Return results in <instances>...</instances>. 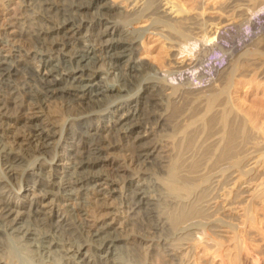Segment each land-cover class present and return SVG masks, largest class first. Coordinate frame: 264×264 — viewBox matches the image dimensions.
Returning <instances> with one entry per match:
<instances>
[{
    "label": "bare ground",
    "instance_id": "bare-ground-1",
    "mask_svg": "<svg viewBox=\"0 0 264 264\" xmlns=\"http://www.w3.org/2000/svg\"><path fill=\"white\" fill-rule=\"evenodd\" d=\"M19 1L0 37L29 47H0V264H264V132L232 91L264 77V37L199 84L203 60H177L264 0Z\"/></svg>",
    "mask_w": 264,
    "mask_h": 264
},
{
    "label": "rangeland",
    "instance_id": "rangeland-1",
    "mask_svg": "<svg viewBox=\"0 0 264 264\" xmlns=\"http://www.w3.org/2000/svg\"><path fill=\"white\" fill-rule=\"evenodd\" d=\"M203 1H204L203 6L207 5L205 7V11H209L210 10L209 7H211L214 2H215L214 4L216 5V2L218 0L216 1L203 0ZM180 2L181 3L183 2V5L186 6L187 8L189 7L192 8L195 6V0H181ZM21 6L22 4L20 3L19 0H0V37L2 38L7 37L6 33L12 31V29H10V25L12 23L14 24L23 17L24 14L23 6L22 7ZM248 13H250V11H248ZM146 36L144 40L148 43V46H150V50H151V53L149 54L150 58L155 57V59H157L158 61L159 59H165V58L168 59V55H167L168 49L166 45L163 44L161 40L156 39L155 36H152V34L149 35L146 34ZM259 37L260 38L264 37V5L260 6L255 13L249 16L247 20H243L242 22L236 24H228L224 26V30L223 28L222 29L220 28L218 30L216 40L208 45L209 47L211 46L209 50L207 47L200 45V42H198L191 52L178 54L177 60H185L191 58L193 60L196 59V57L197 58L199 57L201 61L203 60L202 61L203 65L201 64L199 67L193 68L194 70L191 69L192 71L188 70L190 80L193 83H195L196 81V83L199 84L200 80L197 79L198 74L202 75L204 78H206L205 76H208V78L210 77L214 78L218 74L217 66L219 64L224 63L227 60V58L236 55L244 47H249L250 49L256 48L253 47L252 45H254V42H257L258 39H260ZM154 42L156 43L154 44ZM17 43L15 44L14 42H12L3 45L4 47L2 46L0 47L2 48V50H5L3 51L4 54L6 53L10 54L12 49L15 50V48L16 49L23 48L21 47L23 45H24L23 50L25 49L26 51L27 48H29L28 43L26 41H24L25 44L27 43L26 45L20 42ZM9 44H11V46L12 45L15 46L11 47ZM152 44L154 46L153 48H151ZM16 45H18L19 47L17 48ZM259 49L260 50H258V52L260 54L262 53L261 57H263L264 59V47L263 48L260 47ZM204 52H206L207 55ZM22 53L24 54V52ZM204 67L206 68L205 70ZM252 67L250 71L247 72L248 74L241 75V78L240 76H238V78L235 79L236 87L234 86L232 91H233V97L235 98L234 101L237 103V105L240 108L242 107L243 110L252 111V118L257 122V126L261 129L263 133L264 132V77H261V74L258 73L259 72V70H257L258 66L256 67L252 66ZM202 70L203 72H201ZM168 80L171 82L178 81V79L176 80L174 77L171 78L170 76L168 77ZM110 203H112V200L110 201Z\"/></svg>",
    "mask_w": 264,
    "mask_h": 264
}]
</instances>
